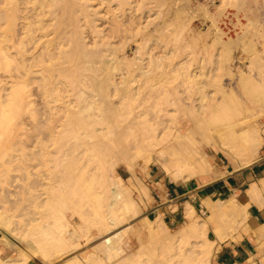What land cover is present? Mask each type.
<instances>
[{
  "label": "bare ground",
  "instance_id": "6f19581e",
  "mask_svg": "<svg viewBox=\"0 0 264 264\" xmlns=\"http://www.w3.org/2000/svg\"><path fill=\"white\" fill-rule=\"evenodd\" d=\"M164 1L178 25L163 40L147 32L163 5L152 11L146 0H0V245L16 254L0 264H211L219 244L242 235L263 251L264 225L252 229L247 219L251 204L264 207V177L248 186L245 201L204 198L205 219L184 203L174 234L157 218L136 258L115 261L124 249L113 240L104 242L103 258L95 252L62 260L79 247L75 240H93L91 230L101 237L137 216L129 184L116 175L120 164L131 178L141 163L187 184L226 174L214 171L206 149L238 162L235 171L259 158L264 79L253 78L249 66L231 71L229 42L216 41L217 54L194 58L197 33L193 45L176 49L190 19L200 14L213 24L231 8L243 15V0H222L216 17L200 3ZM233 77L237 88L224 83ZM66 213L80 222L71 233ZM245 264L257 263L253 257Z\"/></svg>",
  "mask_w": 264,
  "mask_h": 264
},
{
  "label": "rangeland",
  "instance_id": "374dc122",
  "mask_svg": "<svg viewBox=\"0 0 264 264\" xmlns=\"http://www.w3.org/2000/svg\"><path fill=\"white\" fill-rule=\"evenodd\" d=\"M221 1L222 0H220V3ZM220 3L217 4L212 9H207L215 17L219 13L218 6L221 5ZM94 4H98V3L95 1ZM190 4H192L193 6H196L195 5L196 3L191 2ZM160 5H163V6L159 8ZM146 7L148 8L150 7L151 9H153L152 11H154L155 9L157 10L159 8V11L161 13L160 16L158 18H155V20H153L151 24L148 26L147 32L150 34V36H154L157 38L160 37V39H162V36H164L163 40L168 38L167 35L168 36L170 35L171 33L170 31H172V29L174 31L175 26L178 25L177 17L174 15L173 11H171V9L169 11L167 10L169 9V4H167L164 0H146ZM236 12L238 13L237 9L236 10L233 8L229 9V13H227V15L219 17L218 21L213 24H211L208 20H203L200 14H198L196 17H193L192 19H190V22L188 24L190 28V30L188 31L189 34L186 32L183 35L182 39L184 38L185 41L182 40L183 45L181 42L178 46H176V49H178V52L182 53L184 47L182 48L181 46L186 45L185 43L187 44L192 43L191 45H193L192 41L197 36L196 35L197 33H200L202 35L198 38L197 44L193 47L191 46L192 52L195 51L192 53L194 58H199L198 56L202 57L206 54H209V55L212 53H213L212 55L217 54V50L219 49L218 48L219 46L217 45L216 47L215 45L216 41L227 42V43L229 42L230 45L228 48H229V51L231 52V55H230L231 61L229 62V67L232 69L231 71L234 72V74H237V72L240 70L241 71H245L246 69L248 70V66H249V68L251 69L250 74L252 73L251 75L253 76V78L256 79V76H257L258 78L260 77L264 79V68H263L264 64L260 62L262 61L264 63V51H263L264 50V37H263L264 35V0H243V7H242L243 15L237 14ZM152 18H154V16H152ZM250 21H254L256 23L260 22L259 23L260 27L251 29V27H249L248 25ZM222 35L224 37H222ZM242 38H245L246 42H249L252 46L255 47L254 52L258 53V57H259V58L257 57L258 59L256 58L257 54H255L254 52L253 54H251L252 52L249 53L246 51L245 48L241 47L242 46L241 42L243 40ZM153 47L155 46L150 45L151 52H154L155 54L161 53L163 51V48H160V47L156 48L157 46L155 47L156 50L153 51L152 49ZM134 50H135L134 45L132 48H127V55L132 57L133 56L132 52ZM196 61L194 63L197 65ZM260 64L262 65L260 66ZM224 83L227 85L231 83V85L236 86V87L232 86L235 88L240 86L237 77H233L231 78V80L225 79ZM261 115L260 117L257 116V122L259 123L260 127H263L264 126V114H261ZM263 150H264V144L260 150L259 157L261 156V153ZM203 154L206 160L212 166V168L217 171H219V169H222V171L227 170L229 173H231L233 170H235V167L238 164V162H236L235 160L232 162L231 160H229L230 161L229 162L227 158L222 153H220V151L218 152L217 149H214V150L206 149L203 152ZM136 164L137 163H135V165ZM134 166H133V170L135 171L134 178L133 177L131 178L130 173H128V170L126 169L124 164L119 165V168L116 170V175L123 184H125L126 186H128L129 184V187L131 190V198L132 200H134L137 207L139 206L137 209L138 210L137 216L136 217L134 216L133 217L134 219L131 218L127 222H124L121 226L117 227L116 229L112 230L111 232L105 235H102L101 237L100 236L98 237V233L96 232L95 229L91 230L90 235L93 238V240L89 242L87 245L84 244V241H85L84 238L75 240L76 241L75 244L78 242L77 244L79 245V247H77V250H75L74 252H72L71 254H69L62 260H67L69 258H73L74 256L78 259H81L90 254H94L95 252L99 254L98 256L103 258L104 256L103 252L106 248L105 247L106 243L108 241L113 242V240L115 242L113 244H116L115 246L119 244L118 246L124 249L123 254L119 256L118 258H116L115 261H118V260L121 261L122 259L129 258L130 256L133 257V255H134V258H136V256L139 255L138 252L140 253V250H139L140 247L143 246V250L144 248L147 247V246L146 247L144 246L147 245V243L150 241V237H149L148 232L146 231L148 230L150 233V229L155 226L156 222L154 221H156L157 218L158 219L160 218L161 221L164 223L161 212L157 211L158 201H159L158 196H160L163 203L167 202V191L165 189L164 182L168 184L171 181H169L168 178H166L163 175V173L160 172V170L153 165H151L149 169L146 168L145 170L142 169V167H144V164L142 165L141 163H138L137 166L135 167ZM128 180H130L129 183L127 182ZM134 182H137V183H134ZM130 183L132 184L131 186H130ZM138 184L145 187L146 191L148 192L147 196L144 197V195L142 196V194H140L141 192H140ZM261 188L262 187L260 186V189ZM263 189L264 188L261 189V192L264 197ZM235 197L239 201H241L239 196H235ZM222 200L224 199H220V200L211 199V201H213L216 204ZM202 202H203V199L201 201L202 206H195L194 209H195L196 216H198L200 219L201 218L205 219L206 208L205 206H203L204 203L202 204ZM166 205H173L169 207L170 211L176 208L175 204L167 203ZM183 209H184V205H183ZM66 217L69 223L68 232L71 233L73 230L77 229L76 227H78L77 225H79L80 222L78 221L79 220L78 218L72 217L70 213H66ZM183 222H184V218L182 219V221L179 222V225H170L168 223L166 224L164 223V225L166 226V228L168 229L170 233L174 234L176 231H178V229L181 228V226L183 225ZM150 223L152 224V227L150 226L151 225ZM143 225L145 226V228ZM237 232L234 233L235 236H237V234L238 236H240L241 233L239 232V230H237ZM147 236L149 238H147ZM209 238L214 239L211 233H209ZM239 238H236L237 240L234 242L239 241L242 237L240 239ZM116 239H117V242H116ZM228 240L230 241L231 239H228ZM72 242H74V240H72ZM98 246L99 248L102 247L100 248L101 250L98 249ZM96 247L98 250H96ZM143 250L141 247V251ZM217 251L218 250H216V252ZM215 254L216 253L214 252L213 259H211L212 260L211 264H214ZM255 257L256 256H254V258ZM34 261L37 262L38 264H42L37 260H34ZM262 263H264L263 259H262Z\"/></svg>",
  "mask_w": 264,
  "mask_h": 264
},
{
  "label": "crops",
  "instance_id": "0c3cea01",
  "mask_svg": "<svg viewBox=\"0 0 264 264\" xmlns=\"http://www.w3.org/2000/svg\"><path fill=\"white\" fill-rule=\"evenodd\" d=\"M260 155V153H259ZM215 172H221L214 170ZM233 170L229 173L227 170L221 178L211 181L207 177H201L187 184H175L164 182L167 191V202L163 203L160 196H158V209L161 212L164 223L170 225H179L183 219V205L188 202L193 207L202 206L201 201L204 198L212 199H225L229 196H239L241 201L247 200L245 191L252 183H257L264 177V150L258 160L251 166L239 170ZM155 179V178H154ZM167 203L175 204L176 210H169L173 205H166ZM247 225L256 229L264 225V207L257 208L252 205L249 208V217ZM224 241L219 244L218 251L214 257V264H245L250 258H254L257 264H264V249L260 253L257 248L259 244L256 239L251 236H244L237 241ZM0 260L14 259L15 253H12L7 247L0 245ZM263 256V257H262ZM14 257V258H13ZM27 264H38L34 259L28 261Z\"/></svg>",
  "mask_w": 264,
  "mask_h": 264
},
{
  "label": "built area",
  "instance_id": "2783aa9c",
  "mask_svg": "<svg viewBox=\"0 0 264 264\" xmlns=\"http://www.w3.org/2000/svg\"><path fill=\"white\" fill-rule=\"evenodd\" d=\"M190 2L193 3H200L207 7L208 9L214 8L217 4L220 3V0H189Z\"/></svg>",
  "mask_w": 264,
  "mask_h": 264
}]
</instances>
